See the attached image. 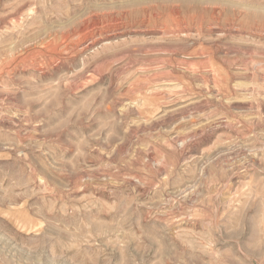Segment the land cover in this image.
<instances>
[{
	"label": "rangeland",
	"instance_id": "rangeland-1",
	"mask_svg": "<svg viewBox=\"0 0 264 264\" xmlns=\"http://www.w3.org/2000/svg\"><path fill=\"white\" fill-rule=\"evenodd\" d=\"M0 264H264V0H0Z\"/></svg>",
	"mask_w": 264,
	"mask_h": 264
}]
</instances>
